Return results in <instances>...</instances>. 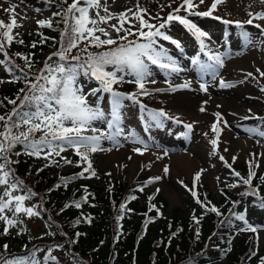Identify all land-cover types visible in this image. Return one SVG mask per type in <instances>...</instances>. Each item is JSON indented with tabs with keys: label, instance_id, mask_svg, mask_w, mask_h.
Wrapping results in <instances>:
<instances>
[{
	"label": "snow or ice",
	"instance_id": "obj_1",
	"mask_svg": "<svg viewBox=\"0 0 264 264\" xmlns=\"http://www.w3.org/2000/svg\"><path fill=\"white\" fill-rule=\"evenodd\" d=\"M48 2L51 3L52 0H48ZM204 2L205 0H199V4H196L194 0H182L178 7L173 9L165 19L156 25L144 18L141 13L145 12V9L141 8L139 4L136 12L128 9L127 12H121L117 15L109 13L107 5H102L101 0H72L71 3H68V0H62V3L66 4L67 7L53 13L54 16H61L65 25L60 34V47L47 57L43 68L39 69L38 73L31 79L29 78V72L33 68V61L30 57L21 53L14 54L20 56L24 61V66L21 67L11 59L9 52L6 50L14 41L20 44L24 43L23 40H16L19 33H13V30L21 25L17 22L15 15H12L8 23L0 19V53L4 57L0 60V65H3L5 70L12 75L13 82L23 80L25 83V88L19 90L16 99L5 98L13 107L9 112L0 115V189H2L0 191V221L6 222L9 226H14L18 222V214L22 213L29 218L40 215L35 205H26V201L37 194L16 176L15 170L12 168V165L19 161L12 160L11 155L19 156L22 154L19 151L13 152L17 145L23 146V154L36 157L43 155L46 160L53 163H58L52 160L53 156H61V153L72 149L80 158V162L87 165L78 175L84 176L85 173H90L91 176H95L96 172L90 159L91 154L97 151L111 150L104 149L101 141L108 140L114 145H119L118 138L124 134V130L120 126L123 118L122 109L125 106L124 101H131L133 104L139 105L141 119L147 113L150 121H154L157 127L163 126L164 118L173 119L163 109H149L139 100L142 95L152 94L145 87L146 83L156 82L154 79L151 81L148 79L153 75L150 65L166 70L169 75L172 73L179 74L182 71L168 50L159 43V40L168 41L177 49L183 51L180 40L173 38L166 31H162L173 22H178L190 32L199 42L200 51L208 57V61H210L208 63L201 60L199 55L193 57L191 61L202 74L198 81L199 90L208 91L209 85L203 81V74L211 73L212 79L215 80L219 75L218 69L224 67V54L213 52L208 48L205 38H208L209 34L190 20L188 16H213V12L224 0H213L207 11H196L200 4ZM260 3L264 4V0H260ZM101 7L107 15H100L99 12H96V18H93L90 15V9ZM181 10L186 12L187 15L181 16L179 14ZM5 11L15 13V6L5 9ZM129 12L138 21L135 32L132 28H125L124 26L129 20ZM248 16L250 18L244 22L222 19L220 16H214L213 18L222 20L225 25L235 24L236 27L243 28L244 24L252 25L255 19L264 20V10L256 13L248 12ZM114 17L118 19V25L112 24L110 27L117 33L116 38H113L106 28L100 26L102 23L107 24ZM37 24L42 27H52V20H38ZM255 27L260 30L261 35H264V26L255 24ZM97 32L101 35H97ZM120 33H123V35H120ZM241 35L247 43H251L248 32H242ZM101 36L105 38L102 39ZM129 37L134 38L129 39ZM32 47H35V44ZM90 48H103L104 50L90 51ZM73 50H77V54H73ZM54 56L58 59L53 63H49L48 61H52ZM25 69H28V71H25ZM257 71L260 70L257 69ZM260 74L264 76V72ZM247 76H252V73H247ZM81 77L94 79L98 83V87L85 91L80 83ZM125 77H132L133 79L126 81ZM123 82L134 83L138 90L132 93H124L113 87ZM218 86L220 88H230L234 87V84L221 78ZM191 87L192 81L185 80L182 84L172 85L169 83L168 89H156L155 91H176L191 89ZM260 90L264 92V87ZM104 94H108L109 97V112H105L101 106ZM89 97H94L95 102L90 103ZM203 103L206 104L207 101ZM200 111L204 112L206 109L201 106ZM213 115L216 117V122L211 125V129L215 133V138L210 143L215 152L222 131L218 125L223 121V117L219 112L213 113ZM250 118L252 117H244V119ZM96 122L105 124L106 128L95 126ZM176 122L180 123L181 121L176 118ZM223 122L227 126V121ZM150 126L151 123L145 121V131ZM184 127L190 131L192 124H185ZM259 134L264 136V132ZM124 138L131 139L134 143L143 144L144 148H147V144L136 138L134 133H129ZM133 150L143 154L141 148ZM225 151H228V149H225ZM219 158L231 168V165L227 164L223 156ZM61 159L65 164L73 163L65 157H61ZM235 159L236 157H233V162ZM258 166L256 164V167ZM163 171L167 174L169 171L168 166H165ZM202 171L203 169L195 174L194 182L199 181ZM232 174L240 177L243 184L251 189V192H245L244 195H259V186H253L252 184L256 172L253 170L251 162H249L247 177H241V174L235 169L232 170ZM70 179L61 178L64 182ZM160 179V176H156L151 178L149 182L159 181ZM259 179L264 182V176L259 177ZM180 183L183 184V181ZM236 186V184L230 185V187ZM185 187L187 186L185 185ZM140 190L143 191L142 188ZM189 191L192 192L194 197L197 196L193 189H189ZM84 199L86 200L87 197ZM131 199H136V197L133 196ZM197 202L203 203L199 198H197ZM75 206L79 208L80 203L75 202ZM260 207L264 208V197L260 198ZM120 210H125L124 204L120 205ZM208 210L220 215L215 206ZM6 212H11L13 218H9L5 214ZM88 219L90 221L91 218ZM117 219H122V216H118ZM237 219L244 222L245 226L242 231L257 232V227L251 225L243 214H238ZM197 223H199L198 220ZM4 232L7 234L8 229L5 228ZM3 247L7 250L8 245H3ZM49 260L55 262L57 258L49 253L45 257V264ZM0 264H40V261L35 259L34 251L27 256L13 255L11 258L0 253ZM261 264H264V259H261Z\"/></svg>",
	"mask_w": 264,
	"mask_h": 264
},
{
	"label": "rangeland",
	"instance_id": "obj_2",
	"mask_svg": "<svg viewBox=\"0 0 264 264\" xmlns=\"http://www.w3.org/2000/svg\"><path fill=\"white\" fill-rule=\"evenodd\" d=\"M38 1L0 0V14L3 13L1 18L10 21L12 15H15L17 22L21 25L18 28L30 31L36 27L37 19L46 14L44 11L47 8L39 6ZM133 1L101 0V4L107 5L109 13L118 15L121 12H127ZM141 1L149 8L147 0ZM176 1L177 3L182 2V0ZM161 2L162 0H157L156 4L160 5ZM194 2L199 4V0H194ZM212 3L213 0H205L196 11H207ZM11 6H15V13L5 11ZM262 10H264V4H261L260 0H224L218 5L214 13L228 18V20L244 22L250 18L248 12L256 13ZM96 12H99L100 15H107L103 7L90 9V15L93 18H96ZM179 14L181 16L187 15L183 10ZM128 17L129 20L125 23V28L134 27L135 24L130 12ZM213 17L188 16L190 20L209 34V37L205 38L208 48L213 52L224 54V67L218 69L219 75L215 80L212 79L211 73L203 74V81L209 85L208 91L199 90L198 81L202 74L191 62L193 57L199 55L201 60L208 63L210 62L208 57L200 51L199 42L196 41L195 37L178 22H173L162 31H166L173 38L180 40L183 51L168 41L159 40V43L168 50L182 71L179 74L172 73L169 75L166 70L150 65L153 75L148 79L149 81L154 79L156 82H147L145 87L152 94L139 97L141 103L147 104V108L163 109L173 119L164 118L163 126L157 127L154 121H150L147 113L141 119L139 105L126 100L122 109L123 118L120 125L124 134L118 138L120 144L114 145L108 140H102V147L111 150L97 151L94 154L96 167L107 173V176L103 178L99 176L94 178V182L103 188H109L112 181L130 184L144 171L148 177L160 176L159 181H154L148 185L146 192L148 194L160 189L162 197L168 202L165 211L166 216L176 210L184 215L191 213L193 207L188 200V190L185 185L194 182L195 174L201 172L202 169L200 184L202 187H209L218 200L222 196V187L229 186L233 178L232 167L237 172L239 170L242 176L247 177L248 172L245 174L243 170L248 168L249 171V162H251L256 176L258 174L264 175V136L259 134L264 132V117L261 112L264 92L260 90L264 87V76L260 74L264 72V43H262L264 35H261L260 30L255 27V24L264 26V20L255 19L252 25L244 24L243 28H240L236 27L235 24L225 25L222 20ZM112 24L118 25V19L114 17L107 24L102 23L100 26L106 28L112 36H117L115 30L110 27ZM245 31L249 33L251 43H247L242 37L241 33ZM96 34L101 35L99 32ZM257 69L260 71L258 72ZM247 73H252V76H247ZM6 78L8 76L0 65V79L5 80ZM221 78L233 83L234 87L220 88L218 82ZM132 79V77H125L126 81ZM185 80L192 81L191 89L155 91L156 89H168L169 83L172 85L182 84ZM80 83L85 91L92 88L84 77L80 78ZM236 93L242 94L240 99L235 98ZM221 98L228 99L230 105L226 107L225 103L220 100ZM89 101L94 103L95 98L89 97ZM204 101L207 103H203ZM101 106L105 112L110 111L108 95L103 98ZM201 106L206 111L201 112ZM216 112L221 113L223 121H227V126L223 121L218 125L222 131L219 136L218 147L214 152L210 141L215 138L211 125L216 122V117L213 115ZM246 116L252 118L244 119ZM176 118L181 122L177 123ZM145 121L151 123L147 131H145ZM185 124H192V129L190 131L186 129ZM95 126L106 128V125L100 122H96ZM129 133H134L136 138L143 140L147 144V148L145 149L143 144L132 142L131 139H125L124 136ZM135 148H141L143 154L135 152L133 150ZM69 154H71V150L64 153V155ZM220 156L225 158L231 168L219 158ZM233 157H236L234 162ZM56 159L62 160L58 156L52 157V160L55 161ZM256 164L259 166L256 167ZM66 165L63 166V171L70 167V165ZM165 166H168L169 169L167 174L163 171ZM53 169L60 170L61 167L58 163H54ZM181 181L183 184L180 183ZM245 186L246 190L242 186L233 188L234 193L246 197L247 195L244 193L251 192V189L249 186ZM147 194L142 197V204H146L150 199ZM93 198H90L87 208L98 207L92 201ZM26 205L33 206V203L28 200ZM5 214L9 218H13L11 212ZM247 218H249L251 225L257 227L259 245L261 248L264 247V214L261 212L259 215H248ZM0 225L4 229L7 228L8 231L26 238L41 235L47 230L45 222L39 216L29 218L22 213L18 214V222L14 226H9L4 221H0ZM65 239H68L67 236ZM56 240L58 241V238ZM56 247L58 249L50 250L48 253L55 256L57 260L55 262L47 261V264H72L73 262L64 249L65 247L76 258L81 257L67 241H65L63 248L59 245ZM42 257L45 258L46 254L43 253Z\"/></svg>",
	"mask_w": 264,
	"mask_h": 264
},
{
	"label": "trees",
	"instance_id": "obj_3",
	"mask_svg": "<svg viewBox=\"0 0 264 264\" xmlns=\"http://www.w3.org/2000/svg\"><path fill=\"white\" fill-rule=\"evenodd\" d=\"M147 1L149 8L141 0H134L129 5V9L136 12L139 4L145 9V12L141 13L144 18L156 25L181 4V1L177 3L176 0H162L160 4L162 7H159L160 5L156 4L157 0ZM71 2L72 0H68V3ZM37 4L47 8L44 11L46 14L37 21L52 20V27L36 24V27L30 31L17 27L13 30L14 34L19 33L16 40H23L24 43L14 41L6 49L11 59L21 67L24 66V61L14 54L21 53L30 57L33 61V68L29 72L30 79L43 68L47 57L59 49L60 34L65 25L62 17L54 16L53 13L67 7L62 0H52L51 3L48 0H39ZM130 14L135 26L127 28H132L135 32L138 21L131 12ZM2 16L3 13L0 14V19ZM2 20L6 23L10 22L8 19ZM112 37L116 38V36ZM101 38L105 37L101 36ZM133 38L129 37V39ZM33 44L35 47H32ZM73 54H77V50H73ZM2 59L4 57L0 53V60ZM57 59L54 56L52 61L48 62L53 63ZM3 69L9 78L0 79V102H2L0 115L12 109L13 105L8 103V99H16L19 90L25 88L23 80L13 82L12 75L4 66ZM84 78L94 87H98L94 79ZM113 87L126 93L138 90L137 86L132 84H118ZM262 108L261 111L264 112V105ZM17 151L22 154L11 155L12 160L19 161L13 164L12 168L16 176L37 194L30 201L40 212L39 217L45 222L47 230L41 235L26 238L11 231L5 234L3 226L0 225V253L9 258L13 255L27 256L34 251L35 259L43 264L45 262L43 253L48 256L50 250L58 249L57 245L63 248L67 241L81 256L79 259L76 258L65 247L72 264H80V262L81 264H261V259H264V247L261 248L259 245L258 232L250 234L249 231H242L244 222L237 219L238 214H243L247 220L248 215L264 213V208L260 207V198L264 197V182L259 179L264 175L258 174L252 181L253 186H259L258 196L242 197L234 193L233 188L240 186L246 190L240 177L234 175L229 186L222 187V196L219 200L214 197L209 187H202L200 182L189 183L186 188L188 200L193 206L191 213L184 215L176 210L166 216L168 202L160 191L147 194L150 199L146 204L140 202V197L146 193L147 182L151 180L146 176V171L140 173L130 184L112 181L109 188H103L91 180L86 182L82 180V178L107 176V173L96 167L95 153L91 154L90 159L96 175L85 173L84 176H79L78 174L87 165L80 162L74 150L69 157L64 155V152L58 156L73 161L72 168L67 171H63L65 165L63 160H55L61 169L54 170V163L42 156L23 154V146L17 145L13 152ZM243 171L247 174L248 168ZM238 172L241 174L239 170ZM62 177L71 179L64 182L61 180ZM241 177L245 176L241 174ZM232 184L237 186L230 187ZM141 188L143 191L140 190ZM189 189H193L197 196L194 197ZM133 196L136 199H131ZM92 197H94L92 201L98 205L97 208L94 206L87 208ZM197 198L203 203H198ZM75 202L80 203L79 208L75 206ZM121 204L125 205L124 211L120 210ZM213 206L219 210L220 215L208 210ZM118 216H122V219L118 220ZM3 245H8L7 250Z\"/></svg>",
	"mask_w": 264,
	"mask_h": 264
},
{
	"label": "bare ground",
	"instance_id": "obj_4",
	"mask_svg": "<svg viewBox=\"0 0 264 264\" xmlns=\"http://www.w3.org/2000/svg\"><path fill=\"white\" fill-rule=\"evenodd\" d=\"M241 96H242L241 93H236L235 98H239V99H240ZM220 100H221L222 102L225 103V106H226V107H228V105H230V103L228 102V99H223V98H221Z\"/></svg>",
	"mask_w": 264,
	"mask_h": 264
}]
</instances>
